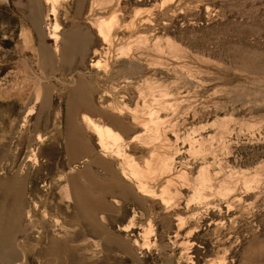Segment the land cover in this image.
I'll use <instances>...</instances> for the list:
<instances>
[{
    "label": "rangeland",
    "instance_id": "1",
    "mask_svg": "<svg viewBox=\"0 0 264 264\" xmlns=\"http://www.w3.org/2000/svg\"><path fill=\"white\" fill-rule=\"evenodd\" d=\"M77 1L60 0L54 13L46 0H35L40 36L31 0H0V180H24L12 239L15 264H264V0H115L125 29L109 47L89 18L107 16L110 7L90 11L92 0H81L80 10ZM132 21L135 27L126 29ZM56 22L57 40L51 37ZM75 26L78 41L91 35L83 63L78 50L69 64L58 63L54 48L72 37ZM130 32L131 67L119 55ZM41 41L57 61L53 70L39 64ZM98 60L100 68L92 65ZM78 78L99 111L79 105L69 118ZM124 104L129 108L121 112ZM84 112L122 135L125 154L110 153L113 163L92 165L98 178L119 184L117 193L105 196L110 209L97 214L112 235L108 242L77 221L65 180L70 127H79V139L99 153L98 135L80 123ZM31 148L35 161L28 158ZM162 154L174 156L170 175L157 171ZM121 165L138 169L147 197L137 191L136 178L120 174ZM200 170L213 176L211 189L193 199L187 179ZM224 178L228 185L220 195L216 187ZM124 185L126 197L119 188ZM122 225L130 230H118ZM0 264L14 263L0 256Z\"/></svg>",
    "mask_w": 264,
    "mask_h": 264
},
{
    "label": "bare ground",
    "instance_id": "2",
    "mask_svg": "<svg viewBox=\"0 0 264 264\" xmlns=\"http://www.w3.org/2000/svg\"><path fill=\"white\" fill-rule=\"evenodd\" d=\"M31 1L34 3L33 8L36 9V10H34V12H35L34 18L35 19L33 22V27L38 32V34H40V36H41L42 35L41 31H40L41 20L39 17V13L37 11L38 10L37 5L35 4L36 3L35 0H31ZM46 1L51 4V8H52L53 12L56 13V10H57L56 4L60 0H46ZM113 1H115V0H92V2H91L92 5H91V8L89 9L90 11H92L93 8H97V9L103 11V10H106L107 8L110 7L109 10L111 12L107 16H100V15L94 14V16L92 18H89V22L91 23L92 27H94V29L96 30L97 35H99V37L101 38L103 43L107 44L108 47L111 44H113L112 37L116 36L118 34L119 29H125L124 28L125 26L123 28H121L123 26V22H122V18H121L122 17L121 9L119 6H117V4L115 5L116 7L113 8V5L116 2L115 1L114 4H112ZM111 5H112V7H111ZM81 7H82V1L79 0L76 3V8L77 9L80 8V10H81ZM133 21L131 23H129L130 26H129V28L126 27V29L130 30V27H131V29H133L135 27V23ZM59 28H60V25L56 22L54 24L53 30L51 32V34H52L51 37L55 40L58 39L57 31ZM78 33H79V27L75 26V28L72 30V33H71L72 37H70L63 44V46H59V47L54 48V52L56 53V55H58V63L65 62V63L69 64L71 61H73V58L75 55L74 52L77 50L79 53L82 51L81 62L83 63L84 59H83L82 54L84 53V51L87 48V45L90 41L91 35L86 33V34H84L85 36H82L81 39L78 41L77 40ZM133 35L134 34L132 32H130V34L124 38L123 41L125 42V45L121 46L119 48L120 54H119V52H117L120 55V57L123 58L124 64H126L127 66H130V67L132 66L130 61H132V58L133 59L135 58V57H132L133 56V47H132L133 43L131 40L132 39L131 36H133ZM120 39H121V37H120ZM141 43H143V39H139V38L135 39V44L140 45ZM157 48H159V47H157ZM97 53H98V51L95 50L94 54H97ZM104 53H107V52H104ZM38 58L40 59V60H38L39 64L43 65L47 69H52L54 67V64L57 63V61L56 62L54 61L55 59H54L53 52L50 51L46 47V45L43 43V41H41L38 45ZM103 63H105V61ZM134 63H137V62H134ZM100 64H101L100 60L94 61L92 63V65H96V67L97 66L99 67ZM145 81L148 82V80H145ZM70 93H71L69 96L70 103H69V107H68L69 110H67L69 118L73 117V113H74L76 107L79 105L83 106L84 108H87L89 111H94V112L99 111V110H97L98 108L95 105L93 97L90 95V93L88 91L87 85L80 78L75 80L74 86L71 89ZM104 95H105V91L104 90L102 92L100 91V99L101 100H103L105 98ZM126 107L129 108L128 105L124 104V106L119 107V110L122 112L123 110L126 109ZM113 108H115V107H113ZM117 111H118V109H117ZM81 122H84L85 124H87V126L96 135H98L97 139H98L99 153H96L95 151H93L87 141L79 139L80 137H79L78 133L76 132V131H79V129H80L79 127H70L67 131L68 135H66L67 137H66V142H65L64 148H65V154H66V159H67L66 163L69 164L68 167H69V170H71V171L67 172V178L65 180H66V184H68L67 186L69 187V191H70L71 197L73 199V204H74L73 213H74V216L77 219V221L82 220L86 225L85 227L88 228L89 232H91L92 234H94L96 236L98 235V237H100V238L102 237L101 238L102 241L108 242V241L112 240V237H111L112 235H110L105 230L106 226H104L102 223H100L98 221L99 217L97 218V214L100 211L102 212L104 210L110 209V204L107 201L105 196L106 195H112L113 192L115 193L116 192V191H114L115 186H117L119 184H117L116 181H110V180L105 181V180H103V178H98L93 172L92 165H108L109 163L112 162V161L107 159L108 157H111L110 156L111 154L116 155L117 157L123 156V153L125 154V152L122 148V144H120V142H119L120 140H122V135L120 134V132H118L116 129H114L110 125L105 124L104 121H101L99 118H96V117H94V116H92L86 112L82 113V117L80 118V123ZM115 122H117V120H115ZM116 124L120 127H123L122 123H120V122H117ZM143 128L145 129V127H143ZM156 132H158V129L156 130ZM36 139L41 140L42 136L38 135V137ZM135 139H136V136L129 138L128 141H133ZM133 148H135V147H133ZM29 153L30 154H29L28 158L29 159L32 158L35 161L36 160V153H35L34 148H31ZM173 158H174V156L172 157V156H169L168 154H167V156L164 154L160 155L158 158L159 159L158 160L159 168H157V171H159V169H160V171L165 170L168 172V175H170L169 171H172V169H173V161H174ZM127 159H128V157H127ZM78 161H82V165H78ZM124 162H126V161H124ZM137 164H139V163H137ZM134 165H133V167H134ZM126 166L121 165V168L119 169L120 174L124 178L126 177V179L135 180V178H136L137 180L135 182L136 183L135 186L137 188V191L143 192L144 195L147 197L149 187L143 181L144 179L141 180L138 177V174H139V171H137L138 169L135 170V169H132V167L127 168ZM148 166H149V163H148ZM140 168H141V166L139 167V170H140ZM163 173L164 172H162V175H164ZM214 174H216V173H214ZM179 175L180 174H178L177 176H179ZM181 176L187 179L185 173L181 174ZM158 177H159V174H158ZM211 177H213V176H211ZM211 177L208 176V174L204 173L203 170H200V171H198V174L194 177V179H191V181H190V179H187L188 184L192 189V195L191 196L193 199L202 198V196H204L203 194L206 191V189L207 190L211 189L210 188L211 187V184H210V178ZM164 178H165V176H164ZM82 179L84 181H82ZM165 179H167V178H165ZM168 180H169V178L167 179V181ZM171 180L172 179H170V182H171ZM23 184H24L23 179H21V178L20 179L17 178V179H13V180H7V179L0 180V192L3 194V197L6 198L7 201H9L8 202L9 204L8 203L6 204V201L5 202L3 201L2 205H0V256L2 257V259L6 260V261L13 260L14 264L17 262V260L19 258H17V252L13 248V245H12V239L13 238L12 237H13L14 231L17 230L19 219L21 216V211H22L23 206H24L22 204V192H23V187H24ZM166 184H168V183L166 182L165 185ZM227 185H228V179L227 178L222 179L218 183V187H216V189H217L216 192L219 193L220 195H224L226 192ZM160 186L162 187V185H160ZM119 188H121V193H123V196H125L124 194L128 193L129 189L125 185L121 186ZM214 190L215 189H213V191ZM233 190H234V188H233ZM213 191H212V194H213ZM229 193H232V192H229ZM209 195L211 196V194H209ZM149 196H152V195H149ZM210 196L209 197L205 196V198L208 197V200H209ZM116 197H118V195ZM154 197H156V195ZM161 197H163V196H161ZM151 198H153V197H151ZM233 199H235V197H233ZM237 199H239V198H237ZM237 199H235V200H237ZM201 201H203V200H201ZM206 201H207V199H206ZM160 202H162V201H160ZM198 202H200V201H198ZM230 202H231V200H229V203ZM114 203L117 205L120 204L119 199L115 198ZM213 203H214V201H213ZM111 204H112V202H111ZM112 207H114V206H112ZM117 209H119V208H117ZM25 212L27 213L29 211L26 210ZM112 212H114V211H112ZM132 218L133 217H131L130 219L133 220ZM192 218H194V217L192 216ZM101 219L105 221V216L102 215ZM59 226L61 228L63 227L66 230L65 225L59 224ZM14 228H15V230H14ZM118 230L124 232V231L130 230V228L127 225H124V226L122 225V226L118 227ZM228 234H229V232H228ZM97 244H98V242L95 240L94 245L96 246ZM115 245H117V244H115ZM133 245H135V244H133ZM97 247H98V245H97ZM127 255H128V253H127ZM183 257H184V255H183ZM166 264H173V263H172V261L168 260V262H166Z\"/></svg>",
    "mask_w": 264,
    "mask_h": 264
},
{
    "label": "crops",
    "instance_id": "3",
    "mask_svg": "<svg viewBox=\"0 0 264 264\" xmlns=\"http://www.w3.org/2000/svg\"><path fill=\"white\" fill-rule=\"evenodd\" d=\"M20 179V177H14V178H10V179H7V180H13V179ZM22 179V178H21ZM23 183H24V180H23ZM23 186H24V184H23ZM0 195L3 197V194L0 192ZM7 202H9V201H7ZM0 205H2V203H0ZM21 213H22V211H21ZM14 230H15V228H14ZM16 233V231H14V233H13V236H14V234ZM13 238V237H12ZM13 245V244H12ZM15 250V249H14Z\"/></svg>",
    "mask_w": 264,
    "mask_h": 264
}]
</instances>
